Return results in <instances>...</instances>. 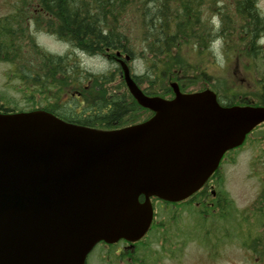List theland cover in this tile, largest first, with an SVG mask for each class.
I'll return each instance as SVG.
<instances>
[{
  "label": "water",
  "instance_id": "obj_1",
  "mask_svg": "<svg viewBox=\"0 0 264 264\" xmlns=\"http://www.w3.org/2000/svg\"><path fill=\"white\" fill-rule=\"evenodd\" d=\"M119 57L131 95L153 112L113 129L45 109L0 111V264H85L100 241H136L152 197L197 192L264 122V106L220 104L214 90L149 95ZM143 197V200L140 198Z\"/></svg>",
  "mask_w": 264,
  "mask_h": 264
},
{
  "label": "trees",
  "instance_id": "obj_2",
  "mask_svg": "<svg viewBox=\"0 0 264 264\" xmlns=\"http://www.w3.org/2000/svg\"><path fill=\"white\" fill-rule=\"evenodd\" d=\"M230 2L243 20L241 24L225 21L217 29L213 24H202L199 0H37L33 5L36 4L42 13L47 14L52 33L69 43L72 58L42 51L27 33L25 24L19 20L12 24L6 18L0 24V44L3 47L0 57L10 62L18 60L21 64V44H31L34 52L32 56L36 60H25L28 62L25 69L23 64H19L22 69L21 78L31 81L28 88L34 87L47 94V99H53L54 102L42 109L85 126L101 129L123 127L144 121L153 112L142 107L128 88V95H125L107 87L106 83L111 81L110 75L90 72L78 58L79 52L105 54L106 58L108 55V59L119 64L122 73L118 51L121 59L126 54L130 56L129 61L139 58L144 71L133 77L144 92L163 97L173 96L170 82L184 85L190 77H196L194 75L197 73L206 77L202 72L203 56L196 58L191 52L200 53L207 45L208 37L211 38L210 43H213L222 35L228 37L227 42L233 41L235 35L239 36L243 46L239 51L249 59L261 51L258 42L259 31L264 28V16L258 11L254 0H219L220 12L229 8ZM27 17V14L17 15L18 19L25 22ZM37 23L39 19L36 25L40 28L41 24ZM209 29L216 32L211 34ZM235 30L237 32L232 35L228 34ZM142 83L147 86L142 87ZM261 86L264 87L255 86L251 92L255 105L264 104V88L259 89ZM221 87L222 90H213L226 102L224 106L249 103L244 98L248 92L235 94ZM132 106L143 111L145 117L142 120L132 121ZM0 111L16 110L0 104ZM218 179L222 181L221 177Z\"/></svg>",
  "mask_w": 264,
  "mask_h": 264
},
{
  "label": "rangeland",
  "instance_id": "obj_3",
  "mask_svg": "<svg viewBox=\"0 0 264 264\" xmlns=\"http://www.w3.org/2000/svg\"><path fill=\"white\" fill-rule=\"evenodd\" d=\"M25 1L30 2V0H0V24L5 18L12 24H16L15 22L19 20L22 24H25L27 33L33 37L42 51L51 54L65 53L69 46L52 34V30L48 26L49 17L47 14L42 13L36 4L33 5L37 0H33L29 4ZM199 2H201L200 17L202 24H209V26L213 24L218 29V25L221 26L225 21L229 24H241L243 20L232 2L229 3V8H226L224 12H220L219 0H199ZM254 3L260 14L264 16V0H254ZM18 14H25V16L27 14L26 22L18 19ZM37 19H39L37 24H41L40 28L36 25ZM213 32L216 31L209 29V33L212 34ZM234 32L237 31L228 32V34L232 35ZM230 38L232 39V37ZM210 39L208 37L207 45L201 49L200 53L191 52V55H195L196 58L203 56L202 72L204 71L206 77H201V73H197L194 75L196 77H190L191 79L186 81L185 84L183 83L184 85L179 83L185 90H199L208 87L214 90H222L221 86H223L226 91L242 94L243 92L252 91L255 86L264 85V42H260L264 41V28L259 31L258 43L262 49L252 59L246 57L244 53H240L239 50L243 49V46L239 36L235 35L233 41L229 42L226 41L228 37L225 35L217 37L216 40L214 39L222 56V67L217 62L216 56L213 55ZM19 45L18 47H20ZM21 45L23 49L20 50V52L22 51L20 60L25 69V66L28 65L26 61L29 58H34L32 56L34 52L31 44L22 42ZM2 50L3 47L0 44V53H3ZM78 58L90 72L109 74L111 81L107 82L106 86L111 87V90L128 95L123 73L119 70V64L117 65L114 61L106 58L105 54L88 55L79 53ZM34 60H36V57ZM19 64L18 60L10 62L0 57V104L16 111H26L31 108H41L50 102H54L53 99H47V94L37 91L36 88H28L31 81L21 78L22 69L21 64ZM129 66L133 75H140L144 71L139 58L130 61ZM169 85L171 87V82ZM141 86L145 88L147 84L142 83ZM132 107H134V111L130 113L134 115L132 121L142 120L145 117L143 111L137 109L136 106ZM263 134L264 128H259L258 131L247 138L243 145L229 151L218 171L223 181L222 190L234 202L235 230L233 236L226 238L225 235L216 231V227L214 228L211 224V222L214 223L212 218H203L197 214V212L201 213V208L191 209V205L196 206V200L188 202L189 204L186 205H177L179 211L170 209L162 201L154 200L157 212L155 220L158 223L156 227L184 230L188 235L186 241L187 254L202 257L206 264H209L211 260L215 261L216 264H264V260L260 259L259 251L255 250V242L249 244L242 229V210L245 201L250 197L249 189L255 187L258 181L263 180V174H259L264 162ZM192 213L195 214L192 215ZM204 214H213V211H205ZM220 240H223V242L219 244ZM203 241H206V243H202ZM213 245L217 251L213 250ZM99 248H95L88 256V264H107L104 259L95 262Z\"/></svg>",
  "mask_w": 264,
  "mask_h": 264
},
{
  "label": "flooded vegetation",
  "instance_id": "obj_4",
  "mask_svg": "<svg viewBox=\"0 0 264 264\" xmlns=\"http://www.w3.org/2000/svg\"><path fill=\"white\" fill-rule=\"evenodd\" d=\"M52 34L69 46V43L65 39L59 38L54 33ZM79 53L87 54L83 51ZM63 54L66 55L67 58H72L73 55L71 54L70 46ZM107 57L109 58L110 56L107 55ZM118 61L120 63L119 59ZM179 86L183 92L192 91L185 90L180 84ZM263 88L264 87L261 86L259 89L262 90ZM252 91H249L248 94L245 95L244 98L247 99L249 103L244 105L264 106V104L255 105L253 103L254 97L252 96ZM165 97L170 98L172 96ZM217 98L220 104L222 103V105H224L223 103H226L219 98V95H217ZM259 128H264V122L255 127L249 135H253ZM220 167L221 165L197 192L184 200L172 202L152 197L154 216L150 228L143 237L136 241L120 239L115 243L100 241L95 245L88 256L95 248L100 247L96 253V263L104 259L107 264H206L202 257L187 254L186 241L188 240V235L184 230L156 227L158 223L155 220L157 212L154 200L162 201L170 207V209L176 211H179L177 205H186L189 204L188 202L196 200L195 203L197 207L190 204L192 206L191 209L201 208V213L197 212V214L203 218H212L214 223L211 222V224H213L214 228L216 227V231L225 235L226 238H229V236H233L235 230V209L234 202L222 190L223 181L218 179L220 177L218 173ZM259 172L260 175L263 174V180L258 181L255 187L249 189L250 197L245 201L242 210V229L247 237L246 240L248 243L251 244L255 242V250L259 251L260 259L264 260V162ZM140 199L143 200V197ZM210 210L213 211V214H204L205 211ZM193 214L195 213H192V215ZM176 216L178 217V215ZM220 242H223V240H220L219 244ZM202 243H206V241ZM214 245L213 250L217 251ZM88 256L85 264H88ZM209 264H216V262L211 260Z\"/></svg>",
  "mask_w": 264,
  "mask_h": 264
},
{
  "label": "clouds",
  "instance_id": "obj_5",
  "mask_svg": "<svg viewBox=\"0 0 264 264\" xmlns=\"http://www.w3.org/2000/svg\"><path fill=\"white\" fill-rule=\"evenodd\" d=\"M260 42H264V41H260ZM210 47H211V50L213 52V55L216 56V58H217V62L220 63V65L222 67L223 66L222 56H221V53L219 52V48L217 46V43L214 41Z\"/></svg>",
  "mask_w": 264,
  "mask_h": 264
}]
</instances>
